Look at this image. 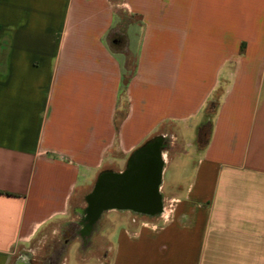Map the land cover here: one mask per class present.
I'll return each instance as SVG.
<instances>
[{
  "label": "crops",
  "instance_id": "crops-1",
  "mask_svg": "<svg viewBox=\"0 0 264 264\" xmlns=\"http://www.w3.org/2000/svg\"><path fill=\"white\" fill-rule=\"evenodd\" d=\"M156 138L159 211L77 263L264 264V0H0V264Z\"/></svg>",
  "mask_w": 264,
  "mask_h": 264
},
{
  "label": "water",
  "instance_id": "water-1",
  "mask_svg": "<svg viewBox=\"0 0 264 264\" xmlns=\"http://www.w3.org/2000/svg\"><path fill=\"white\" fill-rule=\"evenodd\" d=\"M159 147L160 143L156 141L138 152L127 174L108 175L99 180L87 200V226L94 223L102 211L113 207L130 208L147 214L159 211L157 189L162 165Z\"/></svg>",
  "mask_w": 264,
  "mask_h": 264
},
{
  "label": "rangeland",
  "instance_id": "rangeland-1",
  "mask_svg": "<svg viewBox=\"0 0 264 264\" xmlns=\"http://www.w3.org/2000/svg\"><path fill=\"white\" fill-rule=\"evenodd\" d=\"M216 105V101H214ZM213 110V104L209 103L206 108V114H210ZM170 169L164 177L165 188L169 183ZM111 214H105V218L109 217ZM77 220H68L66 222H56L51 227L46 229L44 237L39 239V241L32 242L31 246L20 253V257L17 258L18 261L15 264H78V260L88 255V253H93L95 250H100L105 248L106 242L103 240L96 239L94 227L95 224L90 225V233L85 238H79L77 243L74 239V234L80 229ZM54 230V231H53ZM52 231L54 234H52ZM98 230V236L101 234ZM62 234H67L65 238ZM67 240V241H66ZM67 257V258H66ZM87 264H92L88 261Z\"/></svg>",
  "mask_w": 264,
  "mask_h": 264
},
{
  "label": "trees",
  "instance_id": "trees-1",
  "mask_svg": "<svg viewBox=\"0 0 264 264\" xmlns=\"http://www.w3.org/2000/svg\"><path fill=\"white\" fill-rule=\"evenodd\" d=\"M210 117V115L208 114V115H206V117H205V120H204V123H202L201 125H200V127H199V131H198V135L200 136V134L201 133H203V130L206 128V127H208V118ZM160 140V138H156L155 139V141H151V142H148V143H146L145 145H143L142 147H140V148H138L133 154H132V156H131V158L136 154V153H138L139 151H141V150H143L145 147H147L148 145H150L152 142H156V141H159ZM105 174H103V175H101V176H104ZM100 176V177H101ZM99 177V178H100ZM99 178H98V180H99ZM98 180H97V182H98ZM97 182H96V184L94 185V187L92 188V191L90 192V193H88V195L86 196V199L88 200V198L92 195V193H93V191H94V189H95V187L97 186ZM86 210H87V207H86V209L84 210L85 212H86ZM84 212V217H82L81 219H80V222H79V225H80V231H79V234L83 237V238H85V237H87L88 236V234L90 233L89 231H90V225H88L87 226V224H88V220H87V218L85 217V215H86V213ZM92 224H94V223H92ZM91 224V225H92Z\"/></svg>",
  "mask_w": 264,
  "mask_h": 264
},
{
  "label": "built area",
  "instance_id": "built-area-1",
  "mask_svg": "<svg viewBox=\"0 0 264 264\" xmlns=\"http://www.w3.org/2000/svg\"><path fill=\"white\" fill-rule=\"evenodd\" d=\"M174 200H170V202L166 205L163 214H162V221L167 222L169 221L171 214L173 212V205H174Z\"/></svg>",
  "mask_w": 264,
  "mask_h": 264
}]
</instances>
